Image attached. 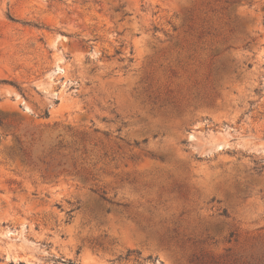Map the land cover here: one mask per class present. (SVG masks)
<instances>
[{"label":"rangeland","instance_id":"rangeland-1","mask_svg":"<svg viewBox=\"0 0 264 264\" xmlns=\"http://www.w3.org/2000/svg\"><path fill=\"white\" fill-rule=\"evenodd\" d=\"M0 264H264V0H0Z\"/></svg>","mask_w":264,"mask_h":264},{"label":"trees","instance_id":"trees-1","mask_svg":"<svg viewBox=\"0 0 264 264\" xmlns=\"http://www.w3.org/2000/svg\"><path fill=\"white\" fill-rule=\"evenodd\" d=\"M44 116L46 117L49 116L48 110L44 112ZM68 149H72V150L68 152L67 154L62 153L63 150H68ZM86 150H87L86 146H83L82 154H85ZM78 152L80 153L81 150L78 148H73L72 146H67L63 144L62 141L57 140L53 144H50L49 146L43 149V153H45L43 158L44 159L49 158L50 161H45L42 159H40V161L41 163L45 165L44 169H45V172L47 173L48 172L57 173L61 171L69 172L70 170H73L76 168V164L78 162L77 161ZM24 159L31 165H34V166L38 165L36 164L37 160H33L32 157L28 155L27 153L24 154ZM130 254L131 253H129L128 255ZM148 259H152V257L149 256Z\"/></svg>","mask_w":264,"mask_h":264}]
</instances>
